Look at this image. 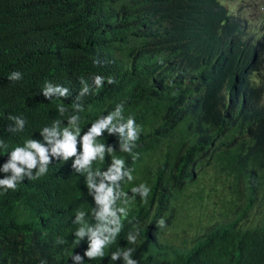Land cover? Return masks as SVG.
Wrapping results in <instances>:
<instances>
[{"label": "trees", "instance_id": "trees-1", "mask_svg": "<svg viewBox=\"0 0 264 264\" xmlns=\"http://www.w3.org/2000/svg\"><path fill=\"white\" fill-rule=\"evenodd\" d=\"M261 21L250 25L220 0H0V142L6 145L0 167L28 140L46 143L43 129L55 122L71 127L72 115L79 116L81 136L120 104L125 121L133 117L141 126L131 153L121 150L118 134L106 131L96 140L115 151L94 161V171L123 159L132 180L120 181L119 189L131 197L143 183L151 193L146 203L139 195L117 202L128 210L120 233L102 259L85 257L84 264H124L111 254L127 249L138 264H264V224L244 228L240 212L197 229L193 218L210 169L213 186L229 192L228 203L235 196L249 207L264 203ZM14 72L22 78L9 79ZM95 76L105 78L99 88ZM47 83L69 95L46 99ZM14 117L25 121L22 131H12ZM73 160L53 158L46 174L25 178L15 191L0 189V264H73L72 255L83 257L88 241L76 245L81 225L74 221L84 212L95 225L99 206ZM177 230L184 249L168 239Z\"/></svg>", "mask_w": 264, "mask_h": 264}, {"label": "clouds", "instance_id": "clouds-1", "mask_svg": "<svg viewBox=\"0 0 264 264\" xmlns=\"http://www.w3.org/2000/svg\"><path fill=\"white\" fill-rule=\"evenodd\" d=\"M21 78L22 75L19 72H14L9 77L11 80H19ZM104 80L105 78L102 76H95L93 82L99 88L103 85ZM114 82L111 77L107 79L108 84H113ZM88 91L89 87L86 85L80 95L83 96ZM43 95L46 99L52 96L66 98L69 95V89L47 83ZM75 108L77 112L82 110V106L78 104L75 105ZM58 110L61 114L66 111L63 106L59 107ZM122 112L123 104H120L114 112L95 121L83 136L79 135L81 129L78 126V115H72L68 122L71 127H65L62 130L60 129V122L57 121L52 128L43 129L42 135L46 143L33 139L28 140L24 147L15 148L9 154L6 163L0 167V173L6 174L3 179H0V189H3L5 193L8 190H17L18 184L25 178L36 179L46 174L48 165L53 158L62 157L65 160L74 158L73 167L77 171L87 173V187L93 194L99 210L95 211V219L97 221L95 225H89L85 222L84 212L77 213L74 222L80 224L81 227L74 234L77 238L75 243L78 246L87 237L88 247L83 257L79 254L71 256L73 264H84L85 257L87 259H102L105 256L104 249L115 241L122 229V219L128 215L127 208L118 206V201L128 204L135 199L136 195H139L141 200L146 203L151 193L150 187L143 183L131 189L133 194L131 197L119 189L120 181L125 178L129 181L132 180L131 170L125 169L123 159H114L106 172L92 169L94 161L103 162L106 154H111L115 151L111 146L96 142L97 138L102 137L106 131L110 134L119 135L122 140L120 148L123 152L131 153L135 147V142L139 139L141 126L136 124L133 117H128L125 121ZM13 119L15 120L16 128L12 129V131H22L25 121L19 117H14ZM78 143L80 146L79 151ZM0 147H6V145L0 142ZM73 167L72 165L67 166L69 169ZM34 169L37 170L35 176L33 175ZM9 173L10 175H8ZM158 226L160 228L166 226L163 218L158 221ZM127 239L130 243H135L137 235L130 233ZM132 254L133 249L118 250L111 254V259L118 261L122 258L124 264H138L132 258ZM41 264H46V261L42 260Z\"/></svg>", "mask_w": 264, "mask_h": 264}, {"label": "rangeland", "instance_id": "rangeland-1", "mask_svg": "<svg viewBox=\"0 0 264 264\" xmlns=\"http://www.w3.org/2000/svg\"><path fill=\"white\" fill-rule=\"evenodd\" d=\"M224 4L229 12L234 16H240L242 19L248 21L250 25H256L260 22V31H264V0H220ZM256 85H259V80L256 81ZM264 98V93H263ZM262 98V99H263ZM209 174L203 179L205 184V192H202L204 196L201 208L195 211L194 221L195 227L205 229L204 227L214 226L216 224L228 222L232 218H239L240 212L243 213V218L240 219V224L244 228H252L264 224V203L258 202L251 207L241 197H234L233 201L227 202L229 192L223 190V187L213 186L214 176L213 170H208ZM209 184V185H207ZM194 188V187H192ZM216 191L213 192L215 189ZM232 192V191H231ZM234 192V191H233ZM207 194H209L207 196ZM236 194V193H235ZM232 195V194H231ZM262 203V204H259ZM223 210H228L224 216L221 214ZM228 219V220H227ZM191 233L187 235L189 246L193 237L196 234L194 226L191 228ZM178 234L175 236V234ZM183 233L180 230L169 231L168 239L170 244L174 247L184 249L187 245L183 241ZM164 236L162 237V239ZM169 244V245H170ZM170 254L171 251L168 250Z\"/></svg>", "mask_w": 264, "mask_h": 264}]
</instances>
